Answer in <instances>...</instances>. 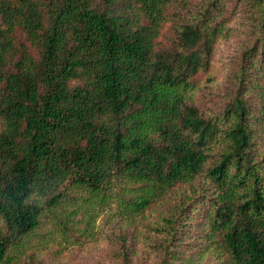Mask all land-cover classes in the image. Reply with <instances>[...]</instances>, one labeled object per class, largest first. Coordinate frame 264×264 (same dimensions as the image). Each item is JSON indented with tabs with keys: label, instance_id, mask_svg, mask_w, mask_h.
I'll use <instances>...</instances> for the list:
<instances>
[{
	"label": "trees",
	"instance_id": "1",
	"mask_svg": "<svg viewBox=\"0 0 264 264\" xmlns=\"http://www.w3.org/2000/svg\"><path fill=\"white\" fill-rule=\"evenodd\" d=\"M236 27L229 92L200 108L192 77ZM111 201L160 264L198 203L215 264H264V0H0V264H39L42 224L92 235Z\"/></svg>",
	"mask_w": 264,
	"mask_h": 264
},
{
	"label": "rangeland",
	"instance_id": "2",
	"mask_svg": "<svg viewBox=\"0 0 264 264\" xmlns=\"http://www.w3.org/2000/svg\"><path fill=\"white\" fill-rule=\"evenodd\" d=\"M237 18H232L230 24L235 25ZM169 25L165 24L157 36L156 46L166 45L170 36ZM239 27L229 37L217 40L212 59L208 68L193 75L194 88L189 92L190 101L200 108L218 109L228 94L229 84L227 74L234 65L240 47L242 36ZM17 46L27 44L23 33L14 31ZM32 53L34 50L30 47ZM158 206L156 210L160 209ZM115 202H110L109 208L99 210L91 222L92 235L80 232L83 221L61 235L60 232H44L50 224H42L30 238L27 252L32 251L34 259L39 264H118L111 244L117 243L125 236V243L132 249L131 260L135 264H160L155 254L144 253L142 250V226L137 218L119 215L115 212ZM117 211V210H116ZM202 204L189 217L188 226L183 229L184 236L178 246L180 257L173 264H215L218 261V252L210 237L207 224L202 219ZM52 231V229H50Z\"/></svg>",
	"mask_w": 264,
	"mask_h": 264
}]
</instances>
